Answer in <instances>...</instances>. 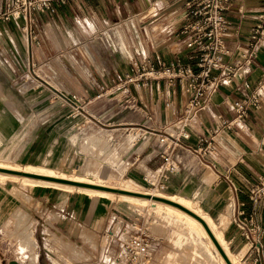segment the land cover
Instances as JSON below:
<instances>
[{
    "label": "crops",
    "instance_id": "0c3cea01",
    "mask_svg": "<svg viewBox=\"0 0 264 264\" xmlns=\"http://www.w3.org/2000/svg\"><path fill=\"white\" fill-rule=\"evenodd\" d=\"M7 1L0 0V12ZM231 1L226 44L232 54L226 61L243 64L252 29L264 15V0ZM23 23L22 19L2 23L0 63L4 65L0 64V68L28 74L32 72V63L44 68L51 59L65 55L98 58V65L84 64L87 80L71 87L76 94L81 89L90 121L115 119L120 125L140 126L144 140L132 148L130 155L133 171L141 179L147 170L162 163L161 153L169 145L174 146L183 168L169 182L167 197L191 200L222 233L237 264H256V260L264 263V235L261 245L256 246L242 235L237 222L248 227L252 224L264 233V199L254 202L250 196V188L264 175V104L259 109H251L244 121L228 124L236 117L233 101L249 94L264 76V41L254 62L213 96L208 107L188 127L189 138H181L178 145L175 137L179 133L173 123L186 105L185 82L170 84L165 78L144 80L141 73L143 63L146 69L152 66L161 69L163 64L177 60L195 66L197 60L185 46L184 0H71L55 14L36 15L31 29ZM95 74L96 78L92 76ZM128 76L134 81L130 82ZM11 90V83L0 77V138L7 144L19 141L25 127L18 125L14 114L15 107L23 101L14 97ZM130 104L134 110L132 115L126 111ZM109 106L114 109L108 110ZM77 116L75 112V120ZM203 137L213 139V150L203 151ZM129 185L139 188L135 181ZM82 204V199L69 196L65 206L57 205L56 209L60 214L73 210L75 226L84 225L93 230L88 219L91 205ZM152 205L186 229L185 233H177V243L191 238L206 251L196 228L182 218H170L166 210ZM148 230L157 246L166 244L163 235ZM107 243L108 240L104 245Z\"/></svg>",
    "mask_w": 264,
    "mask_h": 264
},
{
    "label": "rangeland",
    "instance_id": "374dc122",
    "mask_svg": "<svg viewBox=\"0 0 264 264\" xmlns=\"http://www.w3.org/2000/svg\"><path fill=\"white\" fill-rule=\"evenodd\" d=\"M98 62V58L65 55L51 59L44 68L32 63L28 74L0 68L1 79L13 86L10 93L23 101L14 114L18 125L25 126L15 143L7 144L0 138V162L169 196L166 191L149 189L133 171L130 152L144 140L140 126L120 125L115 119L90 121L81 89L77 94L71 89L74 83L80 86L87 80L84 64ZM92 76L96 78V74ZM143 77L145 80L147 76ZM126 111L134 114L132 104ZM131 181L139 188L129 185ZM69 196L82 199L83 206L91 205L88 219L93 230L75 226L73 210L58 212L56 206L64 207ZM139 215L141 227L155 230L167 241L157 246L155 264H220L191 238L177 243V233L186 229L150 203L140 205L120 197L88 195L12 179H0V264H114L116 257L124 256V250L119 241L111 240L113 233L138 222ZM167 215L177 217L169 212Z\"/></svg>",
    "mask_w": 264,
    "mask_h": 264
},
{
    "label": "built area",
    "instance_id": "2783aa9c",
    "mask_svg": "<svg viewBox=\"0 0 264 264\" xmlns=\"http://www.w3.org/2000/svg\"><path fill=\"white\" fill-rule=\"evenodd\" d=\"M71 0H8L5 9L0 12V34L2 23L12 19H22L24 27L31 29L36 15L39 13L55 14L58 8L63 7ZM187 11V23L183 28L185 46L192 52L197 60L195 66L186 64L181 60L163 64L161 69L149 67L143 63V77L146 79H167L168 83L177 81L186 84V105L183 112L173 123L178 131L175 137L179 145L181 138H189L188 127L197 115L208 107L213 96L224 86L233 83L244 68L249 67L256 59L258 48L264 41V15L252 29L248 45V52L244 55L243 64H232L226 61L232 52L227 47L226 37L230 22L227 13L232 7L231 0H184ZM127 79L132 82L133 77ZM246 88H250L245 83ZM264 104V76L259 83L251 89L249 94L233 101L236 111L235 119L228 123L238 124L244 121L250 110L259 109ZM144 136V135H142ZM164 142V139H162ZM201 144L203 151L213 150V139L203 137ZM162 163L155 169L147 170L143 180L152 190L166 191L171 179L178 175L183 168V161L169 145L161 153ZM251 199L256 202L264 199V175L250 188ZM239 222L242 235L252 241L256 246L261 245L264 233L251 224L250 227ZM254 230L257 232L254 234ZM120 242L124 256L116 257L114 264H155L157 244L155 238L147 229L134 221L118 233H113L111 240ZM256 264H261L256 260ZM264 264V263H262Z\"/></svg>",
    "mask_w": 264,
    "mask_h": 264
},
{
    "label": "bare ground",
    "instance_id": "6f19581e",
    "mask_svg": "<svg viewBox=\"0 0 264 264\" xmlns=\"http://www.w3.org/2000/svg\"><path fill=\"white\" fill-rule=\"evenodd\" d=\"M0 168L6 169V170H11V171H23L25 173H36L39 175H46L49 177H55L58 179H64V180L83 183V184L112 187L109 185L100 184L98 182L97 183L91 182V181L89 182V181H87V179H85V180H84V178L82 179V177L77 178V177H74L73 175L67 176L65 174H60V173H57V172L52 171V170L37 169V168H32L31 166H28L24 169H21L18 167V165L16 166L13 164H6L3 162H0ZM0 179L21 180L23 183H30L33 185H43V186H48V187L50 186V187H55L57 189L70 191V192L77 191V192L87 193L88 195H90V194L91 195H100V196H106V197H110V198L111 197H120L123 200L129 201L131 203H137L140 205H146L149 203L150 204H156L158 207H161L164 210H166L167 212L173 213V215H176L177 217L184 219L191 226L196 228L204 240L207 254H209V256L211 255L214 259L218 260L220 264H228L226 262V260L224 259V257L222 256V254L220 253V251L218 250V248L216 247L214 241L212 240V238L210 237V235L206 231L205 227L202 225V223L198 219H196L195 217L186 213L185 211H183V210H181V209H179L173 205H170L168 203H165L162 201H157V200L150 199L147 197L137 196V195H131V194H126V193H116V192H112V191H107V190L97 189V188L87 187V186H81V185H76V184H72V183H64V182L36 179V178L28 177V176H21V175L6 173V172H0ZM112 188L122 189L125 191H131V192H135V193H144V194H149V195H155L158 197H164V198L170 199L172 201L178 202V203L184 205L185 207H187L188 209L194 211L196 214L200 215L208 223V225L212 229L215 237L217 238L220 245L222 246V248L226 252V254H227L228 258L230 259V261L232 262V264H237V259L235 260L234 256L229 251L228 245H227L226 241L224 240L222 233L218 232L217 228L212 224V222L210 221V219L207 216H203L198 211L196 206L192 202H190L191 200L187 201V200H184L182 197L181 198H176L173 196L167 197V196H164L163 194H159V193H155V192L152 193V192H147V191L131 190L129 188H120V187H112Z\"/></svg>",
    "mask_w": 264,
    "mask_h": 264
},
{
    "label": "water",
    "instance_id": "95a60500",
    "mask_svg": "<svg viewBox=\"0 0 264 264\" xmlns=\"http://www.w3.org/2000/svg\"><path fill=\"white\" fill-rule=\"evenodd\" d=\"M0 170L3 171V172H8V173H12V174H19V175H25V176L36 178V179H43V180L57 181V182H64V183H72V184H76V185L93 187V188L103 189V190L112 191V192H116V193H126V194L141 196V197H147V198H150V199H154V200H157V201H162V202L168 203L170 205H173V206L185 211L186 213L190 214L191 216L195 217L196 219H198L202 223V225L205 227L206 231L208 232V234L210 235V237L214 241L216 247L218 248V250L220 251V253L224 257L226 262L228 264H232V262L230 261V259L227 256L226 252L224 251V249L220 245L219 241L215 237V235H214L212 229L210 228V226L208 225V223L200 215L196 214L194 211L188 209L187 207H185L184 205H182V204H180L178 202L172 201V200L164 198V197H158V196H155V195H149V194H144V193H135V192H131V191H125V190H122V189H117V188H112V187H105V186H100V185L83 184V183L68 181V180H64V179H58V178H55V177H49V176H46V175H39V174H36V173H25L23 171H11V170L1 169V168H0Z\"/></svg>",
    "mask_w": 264,
    "mask_h": 264
}]
</instances>
